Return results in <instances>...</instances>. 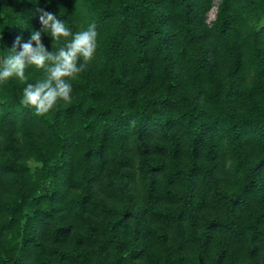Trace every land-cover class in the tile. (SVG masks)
I'll list each match as a JSON object with an SVG mask.
<instances>
[{
	"label": "trees",
	"instance_id": "1",
	"mask_svg": "<svg viewBox=\"0 0 264 264\" xmlns=\"http://www.w3.org/2000/svg\"><path fill=\"white\" fill-rule=\"evenodd\" d=\"M37 9L97 48L45 114L0 80V264H264V0H0V61Z\"/></svg>",
	"mask_w": 264,
	"mask_h": 264
},
{
	"label": "clouds",
	"instance_id": "2",
	"mask_svg": "<svg viewBox=\"0 0 264 264\" xmlns=\"http://www.w3.org/2000/svg\"><path fill=\"white\" fill-rule=\"evenodd\" d=\"M37 11L40 13L42 29L33 31L30 39L21 45L19 52L0 61V80L15 76L24 81L25 69L29 65L43 69L45 79L27 84L23 91V103L35 107L37 114H45L56 106L58 100L71 102L72 86L68 80L75 79L94 57L97 32L92 24L86 30L73 34L55 14L44 9ZM42 32L48 33L53 42L61 37L71 36L72 39L58 50L49 52L41 42ZM17 43L19 44V38Z\"/></svg>",
	"mask_w": 264,
	"mask_h": 264
},
{
	"label": "rangeland",
	"instance_id": "3",
	"mask_svg": "<svg viewBox=\"0 0 264 264\" xmlns=\"http://www.w3.org/2000/svg\"><path fill=\"white\" fill-rule=\"evenodd\" d=\"M215 12V6H213L210 11L208 12V19L212 18L214 16Z\"/></svg>",
	"mask_w": 264,
	"mask_h": 264
}]
</instances>
